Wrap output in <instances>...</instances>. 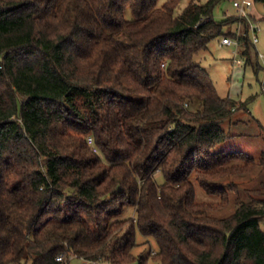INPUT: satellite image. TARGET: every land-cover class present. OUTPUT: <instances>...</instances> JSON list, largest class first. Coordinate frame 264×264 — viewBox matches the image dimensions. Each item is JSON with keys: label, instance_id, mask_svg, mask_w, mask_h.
Returning a JSON list of instances; mask_svg holds the SVG:
<instances>
[{"label": "trees", "instance_id": "1", "mask_svg": "<svg viewBox=\"0 0 264 264\" xmlns=\"http://www.w3.org/2000/svg\"><path fill=\"white\" fill-rule=\"evenodd\" d=\"M223 1L0 0V264H264V153L219 150L236 106L194 60Z\"/></svg>", "mask_w": 264, "mask_h": 264}, {"label": "rangeland", "instance_id": "2", "mask_svg": "<svg viewBox=\"0 0 264 264\" xmlns=\"http://www.w3.org/2000/svg\"><path fill=\"white\" fill-rule=\"evenodd\" d=\"M168 0H157V7L160 8ZM204 2L206 0H200ZM249 21L256 24L259 28L257 34V44L252 49L254 62H257L260 70L254 73L250 66L244 65V59L241 57L240 46L238 54L234 55L233 47L220 46L219 39L210 41L207 50L195 56L194 60L204 69L208 75V80L214 87L218 97L230 99L236 106V112L232 115L231 123H226L222 129L232 136L228 142L219 147L220 151L235 152L240 151L249 155H260L264 153V97L261 93V84L264 80V3H254L249 12ZM215 21L224 19H238V16L231 5V1H223L218 4L212 15ZM125 18L131 19V14L126 11ZM247 24V23H246ZM246 24H240L237 21L224 27L223 31L232 32L239 28L244 33ZM247 33V32H245ZM251 37V33H249ZM257 53V59L255 56ZM233 59L241 62L239 66H233ZM256 181L263 182V176H256ZM156 181L161 184L163 179L158 176ZM196 200L198 202L215 203L216 198L205 195L193 181ZM234 211L231 205L220 214V217H227ZM127 216L134 218V211L127 212ZM264 229V225L262 226ZM137 246L132 254L136 257L146 258L150 252H156L157 247L152 239L143 238L138 231L135 233ZM69 264H86L82 260L72 258ZM136 264V263H135ZM148 264H156L151 261Z\"/></svg>", "mask_w": 264, "mask_h": 264}, {"label": "built area", "instance_id": "3", "mask_svg": "<svg viewBox=\"0 0 264 264\" xmlns=\"http://www.w3.org/2000/svg\"><path fill=\"white\" fill-rule=\"evenodd\" d=\"M254 0H232L231 5L235 10L238 16L239 25L242 22H245L247 28V34L251 33V37L249 36L250 42L253 46H255L258 42L257 34L259 32V28L256 24H253L249 21V12L254 5ZM245 33H241L239 28L232 32V36H224L221 38L219 45L225 47H233L234 48V55H237L238 46H239V39L244 36ZM233 66H239L241 64L240 61L233 59ZM264 81V80H263ZM88 143H91V139H87ZM56 261H61V257L56 258Z\"/></svg>", "mask_w": 264, "mask_h": 264}]
</instances>
